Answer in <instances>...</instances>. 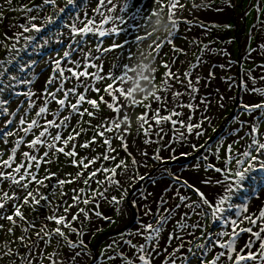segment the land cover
<instances>
[{
  "label": "snow or ice",
  "instance_id": "6c2138e0",
  "mask_svg": "<svg viewBox=\"0 0 264 264\" xmlns=\"http://www.w3.org/2000/svg\"><path fill=\"white\" fill-rule=\"evenodd\" d=\"M213 3L215 0H201L200 4L192 0V9L210 8ZM5 5L12 6L13 0H4V4H0V23L6 19L3 13L9 10ZM130 7L129 0H62V4L58 0H41L40 3L23 4L19 10L24 13L25 23L13 25L15 31L12 35L5 33L4 41H0L6 52V57L0 59V95L7 92V96L0 99V117H3L0 119V145L3 146L0 148V221H3L0 232L14 237L0 243V264H88L89 261L98 264L102 258L108 264H264V203L255 210L249 207L253 199L264 200V87L256 86L258 81L264 82V63L256 66L260 69L258 76L252 75L255 69L244 71L247 79L240 86L260 99L241 104L239 113L233 118L237 127L228 133L236 137L232 143L225 146L224 140L220 139L215 143V150L209 142L190 146L200 153L194 157L195 169L203 167L205 173L199 183L215 189L213 195L206 194L196 183H189L174 175L172 185L161 194L153 197L151 192L142 193V201L156 203L155 211L149 203L138 205L135 200L129 201L132 208H143L135 231H121L95 255L84 239L91 235L84 229L85 225L93 222V217L116 223L111 215L99 211L101 202L110 204L113 211L120 214L121 205L128 195V188L123 187V183L131 181V187L147 179L139 173L141 167H149V160L166 164L169 160L192 155L188 151L177 154L175 148L164 142L169 159L161 156L157 148L151 156L147 149L140 150L142 159L138 160L129 151L128 137L132 134L133 122L130 112L137 107L144 109L135 117L136 133L137 136L143 133V143L149 145L163 142L167 132L162 125L168 122L173 130L178 131L175 126L180 124L187 134L195 132V136L200 138L206 131L205 125L212 124L209 109L225 108L226 98L219 94V90L215 104L207 96L201 99L200 105L192 103L195 94L200 91L201 77L197 75L193 79V72L204 62L202 55H197L195 64L183 73L172 70L176 53L187 56V52L174 42L181 23H194L189 18L192 10L188 9L187 0H150V5L140 0L129 14ZM227 7L234 8L236 5L232 0H227ZM250 7L258 14H264V0H257ZM16 10L11 7V11ZM186 11L189 17L184 15ZM165 14V42L173 53L171 63L165 62L160 55L164 44L154 42L149 46V55L155 52L151 64L136 67L119 65L122 71L118 75L113 71L118 65H112L113 70L101 74L107 55L124 49L130 43L128 35L136 33L135 43L139 44L154 34L147 31L145 36H141L139 31L148 29L154 17ZM261 23L264 22L258 16L257 24L253 27L257 28ZM109 24L112 26L105 28ZM199 26L204 27L202 24ZM64 31L68 32L66 38ZM48 33H52V36L49 37ZM121 33L126 37L122 43L113 40L105 47L103 38L119 37ZM53 37H56L55 43L59 47L52 48L54 56L48 53L47 63L54 66V70L47 78L43 91L39 95L31 89L23 93L13 91L14 82L33 83L25 76L34 71L40 62L31 57L30 63L25 62L21 54L27 53L29 48L33 51L46 49ZM210 51L209 45L201 48V53ZM252 52L264 58V43L250 49L249 58ZM157 57L161 59L160 66L166 69L160 85L155 83L157 68L152 67ZM128 58L131 59V55ZM89 69L96 71L90 72ZM215 78V72L209 71L204 80L208 83ZM105 80L112 82L103 89L90 82ZM147 80L152 82V90L138 91ZM231 80L228 77L225 82L230 83ZM126 82L130 86L125 87ZM175 83H179L185 91L174 90ZM68 84L71 86L66 87ZM101 91L108 99H105V95H98V99L88 95L89 92L99 94ZM169 92L174 102L170 110L167 108ZM185 95L189 96L187 104L180 100ZM13 96L24 97V101L14 109ZM33 97L42 98L38 108ZM53 102L58 107L50 112L48 105ZM153 102L158 105L155 109L152 108ZM24 103H27V108H24ZM85 104L88 107H84ZM101 105L113 115L103 117ZM201 105L203 115L199 122H192L191 113L187 123L179 119L184 114L177 108L196 111ZM161 107L168 114L161 115ZM33 109H36L35 115L29 118ZM49 116L52 118L49 119ZM74 117L77 118L75 126L72 125ZM85 117L88 119L85 120ZM65 132L68 134L65 135ZM89 132L92 133L91 138L82 139ZM242 132L243 135H240ZM109 133L112 135L109 136ZM179 135L181 141L186 138L185 132ZM152 136L156 139H152ZM113 140L120 142L119 150L113 147ZM241 141L246 143L234 149V145H241ZM172 142L177 141L173 138ZM22 146L27 150H22ZM78 147L93 153L97 147L103 151L92 156H81ZM201 149L204 151L201 152ZM120 151L125 153L124 158L120 157ZM61 154L69 160L66 166L78 169L74 177L68 173L66 178H60L49 167L58 164ZM128 158L131 159L130 165ZM42 167L43 176L40 175ZM258 170L261 173L259 180L252 175ZM249 179L256 187L246 185ZM65 185L76 186L69 193L63 190ZM57 189L60 191L57 192ZM120 189L123 191L119 196L112 194ZM241 196L243 199H239ZM25 207L39 215L29 219L22 211ZM143 217L151 219L144 221ZM209 221L221 230L209 231ZM170 223L171 228L168 229ZM49 224L54 227H49ZM17 229L22 233L18 237ZM166 229L165 243L161 245V233ZM95 231L101 229L97 227ZM136 238L143 240V243H133ZM48 248H52V251H47Z\"/></svg>",
  "mask_w": 264,
  "mask_h": 264
},
{
  "label": "rangeland",
  "instance_id": "374dc122",
  "mask_svg": "<svg viewBox=\"0 0 264 264\" xmlns=\"http://www.w3.org/2000/svg\"><path fill=\"white\" fill-rule=\"evenodd\" d=\"M33 2L35 3H40L41 0H13V5L12 6H7L5 5L6 8H9V10L5 11L3 13V15L6 17V19L0 23V41H4L5 38V33H7V35L11 36L12 33L15 31V29L13 28V25L15 24H22L25 23L24 20V13L22 11H20V7L23 4H32ZM59 3L62 4V0H58ZM130 2V9H129V14L135 10L136 5L140 2V0H129ZM188 2V9L192 8V0H187ZM195 2L197 4L201 3V0H195ZM205 2H207V0H205ZM215 2L217 3H225L227 4V0H215ZM257 2V0H232V3L236 5V7L231 8V18H229L228 20H214L212 22V24H209L210 26L208 27V31H205V35H206V39L202 40L201 36L199 37H188L187 35H185L183 32H178L176 33V39L174 40L175 44L178 47L183 48L186 52H187V56L181 55L180 53H176V63L173 65L172 70L173 72H176L177 70H179L181 73H183L185 70H187L189 68L190 65H194L195 64V59L197 55H202L203 56V63L200 64L199 67H197V73L194 72L193 74V79H195V77L197 75H199L201 77L200 80V84H199V88H200V95L204 94L205 96L209 97L211 96L212 93H215L214 98L217 100V90H219V94L225 96L228 95V97L225 99V108L223 109H219L217 110V113L215 116H213V120H212V124L211 125H205L206 127V131L204 133V135L200 138H197L195 136V132H193L192 134H185L186 138L184 140L181 141V138H179L180 141H177L176 143H174V148L177 149V144L179 142H182L181 144L185 145L186 148L185 149H179V151H188V152H192L191 156L188 157H181V159H179L180 161H182V163H185L189 166L190 168V174L187 173L183 174L180 172H176L173 171L171 169V165L176 164L179 160H175V161H171L169 160L168 163H160L162 165H166L169 166L168 168H164V170H162V174L168 176L165 178L168 179H172L173 175H179L182 179L188 180L190 183H196L198 186L201 187V189L203 191H205L203 189V186L200 185V180L204 177L205 173L203 171V167H201V169L196 170L195 169V161H194V157H198L200 155V153H197L195 151H193L191 149V145L192 144H196V145H201L204 143L205 140H207L208 138H211L212 141L210 142L212 144V148L213 150H215V143L220 140L223 139L224 140V144L225 146L229 143H232V140L235 139V136H229L228 133L230 132V130L234 129L235 127H237V125L234 123L233 118L235 116H237V114L240 111V106L242 103H246L249 101H257L260 99L259 96H255L254 98L251 100L248 99H244L242 98L241 100H238V90H237V86L238 84L236 83L234 85V90H224V88L226 87L227 89L233 85L232 81H230V83H226V79L228 77H231L232 80H236L238 81V78L236 76V68H233V65H237L238 70L239 71H245L247 69H254L256 62L258 61H264V58L259 57V55L256 52H252L251 53V58L248 57V53L250 51V49L252 48H256L258 43H259V34L264 32V23H261L259 25V27L254 28L253 26L257 24V17L259 16V20L264 22V14H258L254 8L250 7L251 5H255V3ZM144 4L150 5V0H143ZM0 4H4V0H0ZM11 7H15L17 10L15 12L11 11ZM51 11V10H50ZM79 11V9H78ZM119 11V9H118ZM186 17H189V12L186 11ZM245 13H250L248 15H246ZM199 12H195L189 17L190 19H194L196 16H199ZM222 15V12H221ZM158 17V16H157ZM157 17L153 18L152 23L149 25L148 29H141L139 31V35L141 36H145L147 31L153 32L154 34L152 36H148L145 40H143L142 42H140L139 44L135 43V36L136 33H132L130 35L127 36V39L130 41V43L128 45H126V47L124 49H117L112 53H109L107 55V57L104 59L103 61V72L101 73L102 75L107 74L110 70L112 69V65H118L117 68H115L113 71L118 75L121 73L122 69L119 67V65H130L132 67H136V65L139 64H151L153 57L155 56V52H152L151 55H149L150 52V45H153L154 42L155 43H166L165 42V38H166V28L162 27V24L164 22H166L167 17L166 14L163 15L164 17V22H162L161 25H156L154 22L156 20ZM99 19V18H98ZM181 26H189V25H185L183 23L180 24ZM226 25H230L231 27H225ZM112 25H105V28L111 27ZM251 34V39L249 38V35ZM34 35V34H33ZM49 37L52 36V33H48L47 34ZM68 36V32L64 31V38H66ZM126 37L124 36L123 33H121V35L119 37H116L115 35L111 36V37H107V39L104 41L105 42V47H107L108 45H110L112 43L113 40H116L117 43H122L124 41ZM189 38H192V43L194 46H192V44H189L187 41ZM56 41V37L52 38L51 43L46 47V49L41 50V49H37L36 51H33L32 48H29L27 50V53H22L21 55L23 56V60L25 62L30 63V57L32 59H36L39 60V64L38 66L34 69V71H30L26 74L25 79H32L33 83L31 85L29 84H22V83H18V82H14L13 84V91L15 92H27L29 89H31L33 92H36L38 95L40 92L43 91L44 86H45V82L47 80V78L52 74L54 67L52 65H49L47 63L48 60V53L51 52V54L54 56L55 53L52 52V48L53 47H59V45H57L55 43ZM197 42H200L199 44ZM23 44V40H21V45ZM191 45L192 48L189 46ZM203 45H209L211 47V51L210 52H203L201 53V48L203 47ZM93 47H95V44L92 45ZM19 47V45H18ZM164 47L167 48H162L160 50V55L163 57V60L165 62H169L171 63L172 59H173V53L170 49L169 45H164ZM227 49H226V48ZM223 52V54H222ZM47 54V55H46ZM129 55H131V59H129ZM6 57V52H5V48L3 47V44H0V59H4ZM42 59H39L41 58ZM119 57V59H118ZM99 63V62H98ZM264 63V62H263ZM161 64V59L159 57L156 58V62L155 64H152V67H156L157 71H156V79H155V83L156 85H160L162 83V79H163V75L164 72L166 71V69H164L163 67L160 66ZM221 65H223V67H221ZM232 65V67H231ZM254 67V68H253ZM139 71V69H137ZM195 70V71H196ZM90 72H94L96 71V69H89ZM209 71H214L216 74V78L214 80L209 81L208 83H205L204 78L207 77L208 72ZM234 71V72H233ZM13 72H15V70L13 69ZM65 75H68V73H65ZM129 75H132L131 73H129ZM183 78V77H182ZM83 79V78H81ZM93 83H96V87L103 89L107 83H111L112 81L109 80H105V81H100V82H95V81H90ZM5 83H7V81H5ZM223 84V85H222ZM179 86V83H175L174 86ZM225 85V87H224ZM71 84L66 85V87H70ZM125 87L130 86V84L128 82L125 83L124 85ZM152 82L150 80L144 81L141 85H140V89H138V91H142L144 89L151 91L152 90ZM219 87V88H218ZM260 87H264V82L262 83V85ZM54 90V89H53ZM178 90L180 91H185V89H183L182 87H180ZM82 91V89H81ZM89 97L90 98H95L98 99V95H105V99H108L107 95L103 93V91H101V93L96 94L93 92H89ZM4 96H7V92H5L3 95H0V99H3ZM168 96H171L170 94H168ZM139 98V97H138ZM12 99V108L14 109L17 104L21 103L24 101V97L20 96L19 98L16 97H11ZM33 99L36 100L37 103V108L40 106V104L42 103V98L37 99L36 97H33ZM232 100V101H231ZM238 100V101H237ZM246 102H243L245 101ZM145 103H147V101H145ZM235 105L238 107V110H236V113H234V115H230L235 107ZM24 108H27V103H24ZM174 106V102L172 99L167 98V108L170 110L172 107ZM50 112H54L57 109V105L53 102L50 103L48 105ZM84 107H88L87 104L84 105ZM158 105L153 102L152 103V108L155 109L157 108ZM203 106L199 108V112L198 115L195 114L194 111L189 112V113H184L183 108H177V111H182L183 112V116L179 117L180 120H184L186 123L188 122V117L189 114L191 113L192 116V122L193 123H197L199 122V120L201 119L202 115H203ZM213 107L209 109V111H212ZM35 111L36 109H33L30 113L29 118H32L35 115ZM144 111V109L142 107H137L133 112H130V115L132 116V134L128 137V145H129V151H131L133 153V155H135L137 157V159H142V157H140L139 155V151L144 149V147L146 146L143 143L144 140V136L143 133H141L139 136H137L136 133V123H135V117L140 115L142 112ZM161 111V115H166L168 114V112H166L164 110V107L160 108ZM230 113V114H229ZM101 115L103 117H110L113 115V113L108 110L104 105H101ZM226 115V116H225ZM228 115V116H227ZM149 116H151V113H149ZM49 119H51L52 117L49 116ZM0 119H3V117H0ZM85 120L88 119V117L84 118ZM173 119H177V117H173ZM241 119H244V117H241ZM76 120L77 118H73L72 120V125L75 126L76 125ZM224 120H227V122H225L224 124ZM93 123H95V121H93ZM224 125V126H222ZM162 127L164 128V130L166 131L165 127L169 128L171 131L172 135H179L180 132H186V130L184 128H182L180 126V124H177L175 126L176 130H173V126L171 125L170 122L165 123L162 125ZM223 127V128H221ZM71 129H69L70 131ZM216 130V132H215ZM153 131H155V125L153 122ZM215 132V133H214ZM214 133V134H213ZM68 133L65 132V135H67ZM92 133L89 132L87 137H83L82 139H90L91 138ZM109 136H111L112 134L109 133ZM163 135V134H162ZM240 135H243V132L240 133ZM180 136V135H179ZM213 138H212V137ZM152 139H156L155 136L151 137ZM28 139H31V137H29ZM165 139L163 138V141ZM163 143V142H162ZM161 144H152L151 146V150H148L149 155L151 156L152 153L157 149H161ZM244 143H246V141H241V145H234V149L241 147ZM119 145L120 142L118 140H113V147H116L119 150ZM3 146L0 145V148H2ZM71 147V144L69 145V148ZM22 150H27L26 148H23L22 146ZM77 151L80 153L81 156H92L95 155L101 151H103V149L97 147L96 148V152H90V150L88 149H82V148H77ZM204 150L201 149V152H203ZM120 157L124 158L125 157V153L123 151H120ZM179 154V153H177ZM161 156H165L166 154H163L162 152H160ZM169 155V154H167ZM221 157H223V149H221ZM18 158H19V154H18ZM166 160L169 159V157L165 158ZM128 162L129 165L131 164V159L128 158ZM159 164V162H154L152 160L148 161L149 166L151 164ZM219 163V162H217ZM69 165V160L64 157L62 154L59 156V162L58 164H54V165H49V167L51 168V170L53 172H56L59 174L60 178H66V174L71 173L72 176L74 177L76 172H77V168L74 166H66ZM148 169H150L149 167L147 169L141 167L140 168V175H144L146 177H148L147 179H145L144 181H140L139 183H136L134 186H129L131 181L128 182H124L123 183V187L128 188V195L127 198L124 200L123 205H121V213L118 214L116 212L113 211V208L110 204L105 203V202H101V207L99 209V211L111 215L112 219L116 221V223H110L108 221L102 220V219H97L95 217H93V222L91 224H87L85 225V232H91L90 236H86L84 237V239L87 241V243L89 244V247L92 249L93 254L95 255L96 253L100 252L102 249L106 248L107 245L112 241V239L114 237H118L119 233L121 231H128L129 229V224L131 221V217H133L134 215V208H132L129 204V201H132L135 197L136 194H138L137 197L141 198V195L143 192L147 191V192H151L153 193L154 189L152 188L150 185L152 184L151 178L153 177V174H149L147 171ZM40 175L43 176L44 175V169L43 167L41 168V172ZM253 175V174H252ZM102 179V177H101ZM149 180V181H148ZM250 181V179L248 181H246V184ZM76 185H65L64 186V191L65 192H71V189L73 187H75ZM81 187H83V185H80ZM93 187H95V185H93ZM249 187H252L251 185H249ZM42 191L47 192L48 189H42ZM60 189H57V192H59ZM123 191V189H120L119 191H116L112 194H115L117 196L120 195V193ZM184 191H187V189H184ZM140 192V193H139ZM156 196V192L155 194H153V196ZM260 202V201H259ZM259 202L257 203L259 205ZM69 203H71V201L69 200ZM147 203H152L155 204L153 210H156V203L153 202H147ZM81 207H84V205H81ZM89 208H91V205H88ZM250 209L253 210L252 208V201L249 205ZM131 209V213L133 214L131 216H129V210ZM22 211L24 212V214L31 219L33 216L39 215V213L33 212L31 208L25 207L24 209H22ZM149 219H151L150 217H148ZM148 219V220H149ZM195 219V218H194ZM147 219H145L144 217V221H148ZM0 223H3V221H0ZM209 224V231H214L215 227H217V225H213L211 224V222H208ZM10 226V225H6ZM54 225L49 224V227H53ZM99 227L101 229V231L96 232L95 228ZM168 229L171 228V223L167 226ZM65 231L67 232V229H65ZM167 231V229H166ZM165 231V232H166ZM22 233L19 229L16 230V236H20ZM164 236V237H163ZM167 236V232L166 233H161V240L160 243L161 245L163 240L165 241V238ZM163 237V238H162ZM34 238V237H33ZM14 239V237L9 236L3 232H0V243H3L6 240H12ZM141 243L142 240H140L139 238L133 239V243ZM164 243V242H163ZM241 243V242H240ZM55 246V242L53 243V247ZM240 244H238L237 247H239ZM47 251H52V248H48ZM131 254V253H129ZM46 264V262H45ZM88 264H91V261L88 262ZM98 264H108V262L105 259H101L98 261ZM158 264V262H157Z\"/></svg>",
  "mask_w": 264,
  "mask_h": 264
},
{
  "label": "bare ground",
  "instance_id": "6f19581e",
  "mask_svg": "<svg viewBox=\"0 0 264 264\" xmlns=\"http://www.w3.org/2000/svg\"><path fill=\"white\" fill-rule=\"evenodd\" d=\"M217 8H222L223 10L222 11H218V10H216ZM190 10H192V14L195 12V9H192V8H190ZM196 12H199L200 14H199V16H200V19H203V21H204V24L202 23V25H204V27H201V26H199V25H201V23H197V22H194L193 24H191V25H189V26H179V32H183L185 35H187L188 37H191V36H193V37H199V36H201V38H202V40H205L206 39V35H205V31H208L209 29H208V27L210 26L209 24H212V22L214 21V20H228L229 18H231V8H229V7H227V4H225V3H217V2H215V3H213L212 4V6L210 7V8H202V9H199V10H196ZM221 12H222V15H221ZM184 15L186 16V13H184ZM190 29V30H189ZM192 38H189L188 39V43L189 44H192V46H194L193 45V43H192ZM260 43H264V32H262V33H260L259 34V43L258 44H260ZM167 43H165L164 45H166ZM191 48H192V46L191 45H189ZM163 48H167V47H163ZM226 48V47H225ZM227 49V48H226ZM163 50V49H162ZM222 54H223V52H222ZM259 57H261V56H259ZM262 61L260 60V61H258V62H256V65H255V71L252 73V75L253 76H258V74H259V72H260V69H258L256 66L258 65V64H260ZM231 67H232V65H231ZM233 68H236L237 70H236V76L239 78V80H238V87H241L240 85L247 79V77H245L244 76V71H239L238 70V67H237V65L235 64V65H233ZM197 69V68H196ZM195 69V70H196ZM194 72H196L197 73V70L196 71H194ZM194 72H193V74H194ZM234 72V71H233ZM231 81H233V82H235L236 83V81H235V79L234 80H231ZM241 82V83H240ZM262 83L263 82H259L258 81V83H257V87H260L261 85H262ZM223 85V84H222ZM235 85V84H234ZM234 85H232L231 86V84H230V87L227 89L226 87H225V85H224V90H234ZM250 87H251V85H249ZM181 87V85H177V86H174V90H178L179 88ZM219 88V87H218ZM216 93V92H215ZM215 93H212L211 94V96H210V98L209 99H211L212 101H213V104H215L216 103V99L214 98V95H215ZM168 94H170L171 95V92H169ZM224 95V94H223ZM203 97H205V95L204 94H202V95H200V91H199V93H197V94H195V99L192 101V103L194 104V105H200V101H201V99L203 98ZM228 97V95H226V98ZM167 98H170V99H172V95L171 96H167ZM242 98H244V99H248V100H251V99H253L254 98V95H252V94H250V93H247L246 91H244L243 90V88H242ZM180 100L181 101H183V103H185V104H187V103H189V96L188 95H185V96H182V97H180ZM232 101V100H231ZM225 102V101H224ZM243 102H246V100L245 101H243ZM201 107H202V105H201ZM217 110H219V108H217V107H213V110L212 111H210V113L212 114V117L213 116H215L216 115V113H217ZM183 111H184V113H189V112H192V110L191 109H189V108H183ZM195 112V114L196 115H198V112H199V108H197L196 109V111H194ZM165 129H166V132H167V135L166 136H164L163 138L165 139L164 141H163V143H162V146H161V149H160V152H162L163 154H166L165 156H163L164 158H166V157H169V151L165 148V143L164 142H166L168 145H170L171 147H173L174 148V143L172 142V140H173V138H175V140L176 141H180L179 140V138H180V136L179 135H172L171 134V131H170V129L167 127H165ZM185 134H187L186 132H185ZM179 137V138H178ZM182 142H179L178 144H177V149H176V153H180L181 152V150L179 151V149H182L183 147V149H185L186 148V146L185 145H183V144H181ZM152 144H149V145H146L145 147H144V149H147V150H151V146ZM167 154H169V155H167ZM172 167H171V169L173 170V171H176V172H180V173H183V174H186V175H188L187 173H189L190 172V168H189V166L187 165V164H185V163H182V161H178L176 164H172L171 165ZM168 168L169 166H166V165H162V164H151L150 166H149V168L150 169H148V173L150 174H153V177L151 178V180L150 181H153V180H155L156 181V183L155 184H151L150 186L152 187V188H154V189H151V190H154V192H153V194H155V192H156V196L158 195V194H161L162 192H163V190L166 188V187H170L171 185H172V182H173V179H168V178H165V176L162 174V170H164V168ZM190 174V173H189ZM166 177H168V176H166ZM149 181V180H148ZM190 183V182H189ZM203 189L205 190V192H206V194H208L209 196H211V195H213L214 193H215V189H212V188H206V187H204L203 186ZM182 191H184V189H182ZM140 193V192H139ZM138 196V194H136L135 195V197H134V199L133 200H135V201H137V204L138 205H141V204H143V203H147L148 201H142L141 200V198L140 197H137ZM153 197H155V195L153 196ZM259 201H261V200H256V199H253L252 200V207H254L255 209L259 206L257 203L259 202ZM149 202H152L151 200L149 201ZM150 204V203H149ZM154 205L155 204H150V207L153 209L154 208ZM129 211V216H130V214H131V216L133 215L131 212V209L129 208L128 209ZM154 211V210H153ZM135 213H136V216L134 217V219H133V223L132 224H130L129 225V227H130V230H132V231H135V228H136V225H137V222L141 219V217H142V213H143V208L142 207H138V208H136V210H135ZM134 213V214H135ZM143 219H144V217H143ZM145 219H149L148 217H145ZM130 222H132V219H131V221ZM167 232V231H166ZM166 232H162V233H166ZM164 237V236H163ZM162 237V238H163ZM163 242L165 243V241L163 240ZM162 242V244H164ZM141 243H143V240H142V242ZM242 243H243V241H242ZM127 250V249H126Z\"/></svg>",
  "mask_w": 264,
  "mask_h": 264
},
{
  "label": "clouds",
  "instance_id": "9594fccd",
  "mask_svg": "<svg viewBox=\"0 0 264 264\" xmlns=\"http://www.w3.org/2000/svg\"><path fill=\"white\" fill-rule=\"evenodd\" d=\"M162 22H164V17H163V15H160V16H158V17L156 18V20H155L154 23H155L156 25H161ZM162 27H163V28H167V24H166V22H164V23L162 24Z\"/></svg>",
  "mask_w": 264,
  "mask_h": 264
}]
</instances>
